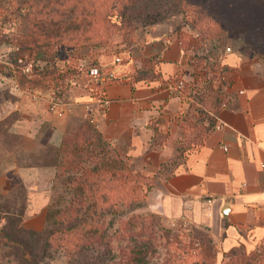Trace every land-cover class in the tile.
Returning <instances> with one entry per match:
<instances>
[{"label": "crops", "instance_id": "crops-1", "mask_svg": "<svg viewBox=\"0 0 264 264\" xmlns=\"http://www.w3.org/2000/svg\"><path fill=\"white\" fill-rule=\"evenodd\" d=\"M225 46L221 39L202 41L188 29L155 26L130 49L99 56L98 64L116 76L105 87L107 109L89 111L92 92L73 84L64 97L66 113L59 116L49 110L51 93L20 83L2 63L31 51L0 42V194L20 189L21 204L15 198L11 207H23V225L44 227L57 173L49 158L62 146L72 117L91 112L103 136L125 155L142 159L143 172L153 175L175 158L183 117L207 74L220 78L214 85L227 94L226 103L202 145L160 178L147 203L166 218H185L205 230L222 251L242 243L254 248L264 238V57L241 40ZM196 55L217 71L194 66ZM117 56L121 63H115ZM146 68L161 77L137 79ZM178 76L196 82L186 96L172 88L170 79ZM156 129L165 136L162 144H153ZM6 220L2 213L1 226Z\"/></svg>", "mask_w": 264, "mask_h": 264}, {"label": "trees", "instance_id": "trees-1", "mask_svg": "<svg viewBox=\"0 0 264 264\" xmlns=\"http://www.w3.org/2000/svg\"><path fill=\"white\" fill-rule=\"evenodd\" d=\"M17 1L21 4H31L32 11L23 17V21L25 20L23 25L16 26L13 31L8 30L6 36L0 37V42H5L16 49H29L31 51L30 58L45 61L43 70L26 73L22 68L24 63L19 62L14 55L10 57L20 83L34 89H42L48 93H52V85L55 82L67 78L69 73L72 74V79L76 84L88 89L91 84L89 69H85L83 72L76 69L66 73L57 72L50 65L51 61L48 60V57L45 58V54L50 52L49 49L74 47L78 46L77 43L81 41L93 43L98 48L105 47L106 41L116 33L127 36L138 26L145 28L147 24H156L161 21L159 20L160 13L154 10L155 6H151L148 0L144 2L143 0ZM165 1L175 9L176 14H183L187 19L185 26L178 29L186 27L190 32L197 33L202 41H220L224 31L245 27L248 42L259 56L264 57V21L251 26L250 18L247 16L255 13V6L250 7L247 4L252 0ZM159 2H163V0H159ZM259 4H264V0H262V4ZM148 8H152V10ZM222 10H231L232 15H220ZM189 12L192 14L189 15ZM11 16L15 17L14 22L17 17L16 15ZM133 21H136L137 24L134 25ZM148 30L150 29L143 30V34ZM130 46L124 49H130ZM192 64L206 69L207 73L211 70L217 71L206 63L203 56L196 55ZM160 77V73L146 68L140 71L137 79L152 80ZM177 78L179 79L180 76L171 78L170 82H174ZM216 79L220 78L215 76L208 79L206 74L202 79L204 86L192 95L193 100L188 112L183 117L182 136L178 141L179 147L175 159L180 157L184 159L188 151L201 146L204 136L215 126V115L226 103L227 96L219 85L217 87L214 85ZM185 81L188 88H195L196 82ZM61 88V96L64 98L70 87ZM76 119L79 125L73 127V121ZM164 138L165 136L156 129L153 144H162ZM112 150L111 143L93 123L83 117H72L62 146L57 150L58 155L54 156L52 162L57 166V180L65 185L71 194L69 208L74 214L73 219L79 217V221L82 223L79 226L78 222L77 226L73 223L66 228H57L49 230V232L38 231L23 225L22 206L0 209V218L2 213L7 216L6 223L0 227V239L4 243L22 247L24 242L19 241L16 235L26 232L42 236L45 247L62 245V247L71 248V245L79 242L89 246L95 234L91 222H93L94 216L103 212L104 203L108 200L112 201L110 209L113 208V210L116 209L114 207L118 201L125 200L132 210L138 207V204L140 205V191L134 187L131 180L124 181L125 177L118 175ZM83 155L96 157L98 159L96 165L92 168L83 166L81 164ZM61 210L63 209H54L53 203H51L46 211L45 222L49 223L51 218ZM151 217L154 218L155 215L151 213ZM57 224L59 225V222ZM81 226L82 233H79L78 230ZM84 229H86L85 232ZM204 248L201 253L203 259L201 264H216L211 247L205 246ZM129 253L126 262L122 260L117 264H146L147 251L143 246H135ZM223 255L221 264H264V251L257 252L255 247L248 250L245 247L241 250L233 247L228 251H223ZM22 259L26 262L29 260L26 257Z\"/></svg>", "mask_w": 264, "mask_h": 264}, {"label": "rangeland", "instance_id": "rangeland-1", "mask_svg": "<svg viewBox=\"0 0 264 264\" xmlns=\"http://www.w3.org/2000/svg\"><path fill=\"white\" fill-rule=\"evenodd\" d=\"M140 2L142 3V1ZM148 3L155 6L154 10L160 13V23L147 24L145 28L138 26L127 36L116 33L106 41L107 45L105 47L98 48L93 43L84 41L77 43L78 46L74 47H55L49 49L50 52L45 54V58L48 57V60L51 61L50 65L57 72H72L74 69L83 72V70L98 64V58L102 53L108 51L121 52L122 49L132 46L142 36L143 30L152 29L155 26H164L171 31L184 27V24L187 23L185 16L176 14L175 9L167 1L148 0ZM259 3L262 4V0L247 2L250 7L255 6V13L251 16L247 15L250 18L251 26L254 23L264 21V4L260 5ZM148 9L152 10V8ZM17 10L18 12H16ZM30 11H32L31 4H21L17 0H0V37L6 36L8 30L13 31L16 26L23 25L25 22L23 17H26ZM191 14L192 12H189V15ZM11 15H16L17 19L14 21L16 23L13 22L15 17L12 18ZM220 15H232V11L222 10ZM133 24L136 25L137 22L133 21ZM221 35L220 39L226 46L241 40L245 42L250 52L258 53L248 42L245 27L227 30ZM69 74L67 78L52 85L51 97L57 92L58 88L63 87L64 89V86L71 87L76 84L72 79V74ZM63 84L64 86H61ZM78 125V120H74L73 127ZM111 145L113 150L110 152L116 160L113 164L116 165L117 173L119 176L125 177L124 181L126 179L131 180L134 187L140 191V205L138 204V207L132 210L125 203V200L118 201L114 207L116 209L113 210V208L110 209L112 201L108 200L104 203L103 212L94 216L93 222H91L95 234L89 246L87 244L82 245L79 242L73 246L71 245V248L62 247V245L45 247L42 236L31 235L26 232H20L16 235L19 241L24 242L22 247L4 243L0 239V264H117L122 260L126 262L131 248L140 245L147 251L146 264H201L203 261L201 253L205 246L211 247V252L215 256L214 262L221 264L224 258L223 251L218 247V243L208 236L205 230L196 227L185 218H166L157 210H152L148 206L147 196L152 187L160 181V178L166 177L183 158H173L165 161L156 174L149 175L143 172L142 159L125 155L117 150L112 143ZM55 155H58V152H54L49 160H53ZM97 160L94 156L83 155L81 164L92 168L96 165ZM51 189L53 208L63 210L56 213L49 223L46 221L44 227L38 231L45 230L49 232V230L57 228H66L73 223L77 226V222L79 226L82 223L79 221L80 218L73 219L74 214L69 208L71 194H69L66 186L57 180V173ZM21 194L20 189L8 196L0 194V209L11 208L15 198L17 203L21 204L19 200ZM151 213L155 215L154 218L151 217ZM57 222H59V225ZM78 232L82 233V226L79 227ZM236 247L238 250L244 247L247 250L252 248L243 243ZM254 247L257 252L264 251V238L259 240ZM23 257L29 260L26 262L22 259Z\"/></svg>", "mask_w": 264, "mask_h": 264}, {"label": "built area", "instance_id": "built-area-1", "mask_svg": "<svg viewBox=\"0 0 264 264\" xmlns=\"http://www.w3.org/2000/svg\"><path fill=\"white\" fill-rule=\"evenodd\" d=\"M195 36L198 37V34L195 33ZM2 59L3 58L1 57L0 62H2ZM18 61L24 63L22 65V68L26 73L43 70L46 64L44 61L34 60L30 58V56L20 58L18 59ZM121 62L122 58L120 56H117L115 58V63L118 64ZM2 63H5L13 73L15 72L14 65L9 60L8 62L4 61ZM89 75L91 82L89 89L92 92L93 98L89 103L86 104L88 110L91 111L93 107L97 108L100 111H102L103 109H107V107L110 105L111 100L106 94L105 87L106 84H108L110 81L116 80L115 72L111 69L103 68L101 65L96 64L89 68ZM211 76H213V74H209V77ZM172 88L177 92L179 96H186L185 94L188 89L184 78H179L174 81L172 83ZM61 94L62 88L60 87L49 101V110L57 113L59 116H63L66 113L67 109L65 107L67 106L66 102L64 101V98L61 96ZM84 118L88 119L95 126L97 125L95 117L93 116V114H91V112L85 114Z\"/></svg>", "mask_w": 264, "mask_h": 264}]
</instances>
